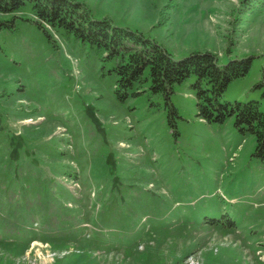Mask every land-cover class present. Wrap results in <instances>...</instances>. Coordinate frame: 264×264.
I'll return each instance as SVG.
<instances>
[{
  "label": "rangeland",
  "instance_id": "374dc122",
  "mask_svg": "<svg viewBox=\"0 0 264 264\" xmlns=\"http://www.w3.org/2000/svg\"><path fill=\"white\" fill-rule=\"evenodd\" d=\"M78 1L176 59L251 56L221 100L264 110V0ZM44 26L30 1L0 12V264H264L255 136L199 117L194 75L175 127L149 78L120 100L112 61Z\"/></svg>",
  "mask_w": 264,
  "mask_h": 264
},
{
  "label": "trees",
  "instance_id": "16d2710c",
  "mask_svg": "<svg viewBox=\"0 0 264 264\" xmlns=\"http://www.w3.org/2000/svg\"><path fill=\"white\" fill-rule=\"evenodd\" d=\"M27 1L32 2L35 22L50 40L53 41L44 23L96 47L102 59L113 62L117 74L115 91L120 100L138 94L140 90L136 85L149 78L150 91L162 94L169 105L171 126L175 127L174 115L177 114L171 103L174 85L194 75L192 87L198 116L209 123H223L234 117L239 131L255 136L254 153L264 160V110L260 102L221 100L228 84L250 70L251 56L219 64L215 53L196 50L176 59L162 44L141 32L114 25L106 17L94 18L78 0H0V12L18 11ZM146 71L148 76H145ZM254 87L261 89L264 95V77Z\"/></svg>",
  "mask_w": 264,
  "mask_h": 264
}]
</instances>
